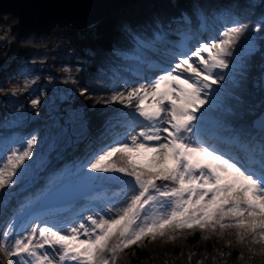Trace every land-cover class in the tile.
Returning a JSON list of instances; mask_svg holds the SVG:
<instances>
[{
  "label": "snow or ice",
  "instance_id": "obj_1",
  "mask_svg": "<svg viewBox=\"0 0 264 264\" xmlns=\"http://www.w3.org/2000/svg\"><path fill=\"white\" fill-rule=\"evenodd\" d=\"M196 15L199 31H206L205 17ZM181 21L186 31L176 33L178 42L167 39L171 25L166 31L159 20L150 34L126 28L138 60L145 52L158 51L159 45L172 44L176 50L165 51L170 66L150 62L148 67L161 74L96 101L133 109L121 113L132 117L124 137L100 149L83 166L86 172L111 174L104 178L122 184L121 192L113 195L122 193L123 206L87 216V222L77 226L33 215L17 228L16 219L25 207L21 206L0 230V253L7 264H117L133 246L142 248L145 242L165 237L174 242L185 232L196 231L207 233L202 240L234 232L237 244L248 246L253 256L264 255V113L253 122L260 131L256 144L238 136H217L220 143L236 149L225 150L205 134L208 113L217 107L221 91L214 86L225 81L223 70L245 67L239 57L231 65L228 58L234 56L248 26L233 18V26L219 38L190 48L195 38L192 20L185 13ZM262 25L264 16L251 31H260ZM242 50L251 57L261 46L249 36ZM31 103L36 107L40 101ZM36 143L35 137L29 138L23 148L0 159V207L8 205L11 193L6 189L18 182L23 174L18 170L32 158ZM226 246L231 247L232 241ZM193 255L189 254L190 260Z\"/></svg>",
  "mask_w": 264,
  "mask_h": 264
},
{
  "label": "trees",
  "instance_id": "obj_2",
  "mask_svg": "<svg viewBox=\"0 0 264 264\" xmlns=\"http://www.w3.org/2000/svg\"><path fill=\"white\" fill-rule=\"evenodd\" d=\"M197 12L203 14L207 31L212 33H215L212 26L218 24L219 21L231 27L233 18L246 24L249 29L236 45L234 56L228 58L231 65L235 62V57H239L240 63L245 67L235 69L238 71L236 80L233 82L232 80H226L225 89L221 90L216 98L217 107L209 112L213 120L209 121L210 124H206V137L210 143H217L219 147L231 151L236 150L234 145L220 143L216 137L238 136L242 142L250 145L259 142L260 131L255 129L252 123L256 117L264 112V92L261 90V75L264 71V40L261 38H264V25L261 26L258 32H252L251 30L257 21L264 16V0H143L142 3L123 8L109 18L84 30H61L74 52L72 55L73 60H70L67 64L72 68L75 66L81 68L75 76L87 91L84 95H78L74 99L61 101L59 105L60 107H71L83 111L87 120L85 134L78 143L68 148L65 157L51 158L48 167L32 186L21 192L16 189L11 190L10 193L14 196L10 208L12 205L15 206L16 202L24 206V199L18 198L27 195L25 200L29 201L28 198L34 197L41 186H43L41 191L46 193L51 181L50 175L62 169L61 167L67 162L72 160L74 165L83 164L89 156L111 144L113 140L122 139L128 131L129 122H125L123 120L124 116L121 115L122 112L126 113L128 111L127 108L119 104L96 102L101 98L107 99L112 95L108 78H110V72L115 67V53L120 52L129 55L134 53L133 43L126 34L125 29L150 34L155 22L159 20L165 29H169V25H171V27H177V32L186 31V26L181 21L182 14L186 13L192 20L193 25L191 27L196 38L200 25L196 15ZM11 22H14L13 18L0 15V25L4 23L11 25ZM1 33L3 31H0ZM14 35L15 40L11 43H1L3 48L0 49V88H4L6 92H9L11 88L9 87L8 78H17L21 62L30 58L31 49L19 46V42L30 37L39 38L35 35L29 37ZM175 36L178 42L180 36L178 34ZM249 36L255 39L258 46H261V50L251 57L246 56L242 50V46L245 45ZM77 57L82 59L83 62H73ZM60 64L59 62L58 64L55 63L53 68L58 67ZM62 65L65 64L62 63ZM50 70L51 67L48 66L42 69L35 68L32 72L36 75L40 74V83L43 84L46 79L55 77V72ZM21 98L26 100L27 105H25L28 106L29 99L26 95ZM42 110L38 112L39 116H42L38 119V122L6 133L3 135L1 143L16 135H31L41 130L43 124L47 122L45 119L47 115ZM106 175L111 174L98 173L97 180L91 181L97 184V189L108 191L124 187L122 184L105 179ZM46 197L44 195L39 202L28 209V212L34 210ZM79 205L76 207H80ZM65 216H69V214L65 212L59 218ZM6 218L8 216L4 217L0 224L4 223ZM202 235H207V233L199 231L195 233L185 232L183 236L174 242H166L167 237H165L153 242H145L142 248L133 246L125 250L117 264H197L198 261L202 264H242L246 257L253 259L260 257L253 256L248 251V246L237 244L234 232H226L223 237L213 235L208 240H202ZM230 240L232 246L227 247V242ZM253 247L259 250V246ZM221 252L224 255H221ZM192 253H195V255L190 260L189 254ZM241 254L243 259H239Z\"/></svg>",
  "mask_w": 264,
  "mask_h": 264
},
{
  "label": "rangeland",
  "instance_id": "obj_3",
  "mask_svg": "<svg viewBox=\"0 0 264 264\" xmlns=\"http://www.w3.org/2000/svg\"><path fill=\"white\" fill-rule=\"evenodd\" d=\"M140 3H142V1ZM140 3L131 6H135ZM4 16L13 18L11 15ZM13 20L14 22H11V25H8L7 23L0 25V31H3V33L0 34V49L3 48V44L1 43H11L15 40V33L12 34V26L15 25L17 20L15 18H13ZM227 27H229L227 24L219 21L218 24L212 26L215 33L207 31L208 29L203 32H200L198 30V36L193 41L189 42V47L194 48L199 42L207 43L213 38H219L221 32ZM63 29L68 28H54L49 33L39 36V38L30 37L25 40H21L19 42V46L29 47L31 49L30 58L21 62L20 71L18 72L17 78H8L9 87H11L9 92L4 91V88H0V159L6 157L11 153L12 150L16 148H23L24 143L27 139L35 137V139L37 140V143L33 148L32 158L26 160L21 169L18 170V172L22 171L23 174L19 176L18 182L14 186H12L11 189H6V191L10 192L11 190L16 189L18 192H21L22 190L32 186L37 181V179L41 177L43 171L48 167V163L51 161V158L55 159L65 157L68 148L78 143L81 140L82 136L85 134L87 120L85 119L83 111L81 109H72L71 107H60L59 105V102L61 101H68L76 98L78 95H81L80 93L85 89L82 86L81 81L76 78L77 71L81 68L79 66H75L72 68L67 64V62L73 60L72 55L74 54V52L72 51L68 40L65 39V35H63V33L61 32V30ZM165 30L168 31L169 29ZM174 31L177 32V27L175 28V26H172L169 38L167 37V39L172 42H177L176 36H174L176 32L174 33ZM166 46L168 48L159 45L157 46L158 51L143 53L142 60L136 59V55L134 53L132 55L122 54L120 52L115 53V67L114 70L110 72V78H108V81H110L112 94L114 93V91H125L127 88L138 86L140 83H146L161 74L159 69H152L148 67V63L150 62L158 63L165 68L169 67V58L165 56V51L167 49H176L172 47V44H168ZM58 62L61 64L58 67H54V69L53 66L55 65V63L58 64ZM73 62L82 63L83 61L82 59L77 57ZM171 62L174 63L175 60H172ZM62 63L65 65H62ZM48 66L51 67L50 71L55 72L56 75L53 78H45V83L41 84V77H39L40 74L36 75L32 71L35 68L42 69ZM223 71V74L225 75V81L221 85L214 86V89L219 88L223 91L225 89L224 87L226 80H232V82L236 80V75L238 73L237 70L233 69L230 66L229 69ZM25 84L28 85L26 89ZM48 85L55 86L58 89V92L54 93L53 96H51L50 93L46 96L44 89ZM68 87L71 88V92L67 96H64L62 92ZM13 89H17L15 95L13 94ZM24 94L29 99L28 106H26V100L21 98L25 96ZM7 98H11L14 101L12 105L13 111L15 113L22 114L21 123L13 128H8L6 127V125H4V121L8 116V113L6 111H1L3 103ZM34 99H38L40 101L39 105L36 107H33L31 103V101ZM41 109H43L42 111H44V113L47 115L45 116L47 122L43 124L41 130L31 135H16L8 138L4 143H1V141L3 140V135H5L6 133L24 128L38 122V119L42 117L39 116L40 114L38 113ZM127 110V112L133 111V109ZM123 120L130 123L132 117L124 116ZM210 120L212 121L213 118L211 117L210 113H208L206 124H208ZM98 151H96L95 153H97ZM94 154L89 156L81 165H74V161L71 160L67 162L63 167H61L62 169L57 170L56 173H52L51 175L50 173H48L51 177V181L47 187L48 189L46 190V193L45 191H41V188H43V186H41L36 191L34 197L32 196V198H28L29 201L25 200L27 195L20 196V198L18 199H24L25 207L23 213L17 217L15 226L17 228L20 227L33 215H41L45 220H48L49 223L59 224L70 222V226H77L78 223H86L87 216L97 214L104 215L102 211H94L91 208L99 207L104 211H106L107 208L111 209L109 205L106 204V198H110L111 194H114L115 192L120 193L121 189L118 188L119 190L114 189L108 191L106 189L100 190L97 189V184H93L91 192L87 196L82 197L80 200L79 198H77L76 200L78 201L72 204L71 201H69L67 205L65 204L63 206H49L37 211H35V208L34 210L28 212V209L33 207L36 202H39V200L44 195L49 197L56 192L61 191L68 185L72 184L75 180H97L98 173L86 172L83 167L85 164L90 162ZM91 177H95V179H92ZM82 188H84V186L74 187L73 185L68 188V195L73 194V192L75 191H80L82 190ZM40 192H44V194L39 196L38 193ZM10 196L12 197L11 202L0 212V221H3V218L8 216L4 223L0 224V230H2L4 224L13 217L18 208L20 209L21 206H23V204L20 205L19 202H16L15 206L12 205V207L10 208L9 206L13 202L14 195L10 194ZM88 197H95V199H93V202H91V204L87 206L88 208H85L84 210L82 209L85 206V202L83 200ZM117 198L120 200V205L117 206L122 207V193L120 195H117ZM77 205H79L80 207H76ZM7 209L9 210L6 211ZM65 212H67L69 216L59 218V216L64 215ZM8 213L10 214V216ZM27 230L28 229H25V231ZM0 261H3L4 264H7V261L2 253H0ZM242 264H264V255H260V257L256 259L246 257Z\"/></svg>",
  "mask_w": 264,
  "mask_h": 264
},
{
  "label": "water",
  "instance_id": "obj_4",
  "mask_svg": "<svg viewBox=\"0 0 264 264\" xmlns=\"http://www.w3.org/2000/svg\"><path fill=\"white\" fill-rule=\"evenodd\" d=\"M141 1L143 0H0V15H11L17 20L12 26V31L17 36H42L54 28L84 30L109 18L123 8ZM261 88L264 92V71L261 75ZM253 127L259 131V128L254 124ZM93 184L94 182L91 181L75 180L72 184L42 201L35 211L49 206L67 205L69 201L72 204L78 201L77 198L80 200L87 196L91 192ZM73 185L74 187L84 186V188L68 195V188ZM11 200L12 197L9 196V203ZM4 208L6 207H0V212Z\"/></svg>",
  "mask_w": 264,
  "mask_h": 264
},
{
  "label": "bare ground",
  "instance_id": "obj_5",
  "mask_svg": "<svg viewBox=\"0 0 264 264\" xmlns=\"http://www.w3.org/2000/svg\"><path fill=\"white\" fill-rule=\"evenodd\" d=\"M178 25H180V24H178ZM193 25V24H192ZM176 28V27H175ZM179 29V28H178ZM167 31V30H166ZM176 31H174V33H175ZM205 34H207V33H205ZM176 35V34H175ZM174 35V36H175ZM202 36V35H201ZM205 36V35H204ZM168 38H169V35H168ZM160 46H165V45H160ZM165 47H167V46H165ZM168 48V47H167ZM44 92H45V94H46V96L47 95H49V93L51 94V96L54 94V93H56V92H58V89L55 87V86H50V85H48V86H46L45 87V89H44ZM70 92H71V88H66V89H64V91L62 92V94L64 95V96H67L68 94H70ZM13 103H14V101L11 99V98H7L5 101H4V103H3V106H2V108H1V111H6L7 113H8V116L5 118V121H4V125H6V127H8V128H13V127H16V126H18L20 123H21V121H22V114H19V113H15L14 111H13V109H12V105H13ZM16 105V104H15ZM119 190V189H118ZM116 193V192H115ZM44 194V192L43 193H38V195L39 196H41V195H43ZM37 195V196H38ZM93 199H95V197H88V198H86L85 200H83L84 202H85V206H84V208H82V209H84L85 210V208H88L87 206L88 205H90L91 204V202H93ZM100 199V198H99ZM113 200H115L116 202L115 203H112L111 201H113ZM95 202V201H94ZM119 202H120V200L117 198V196H114L113 194H111V197L110 198H106V204H108L109 205V207L112 209V211L114 212L116 209H118L119 208V206H117V205H120L119 204ZM122 203V202H121ZM92 210H100V211H102V213L103 214H107L106 213V211H104V210H102L101 208H91ZM108 209V208H107ZM106 209V210H107ZM54 213V212H53Z\"/></svg>",
  "mask_w": 264,
  "mask_h": 264
},
{
  "label": "built area",
  "instance_id": "obj_6",
  "mask_svg": "<svg viewBox=\"0 0 264 264\" xmlns=\"http://www.w3.org/2000/svg\"><path fill=\"white\" fill-rule=\"evenodd\" d=\"M53 96V95H52Z\"/></svg>",
  "mask_w": 264,
  "mask_h": 264
}]
</instances>
